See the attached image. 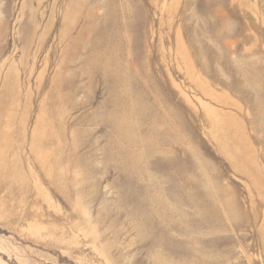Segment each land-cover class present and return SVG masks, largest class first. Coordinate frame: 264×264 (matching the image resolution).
Returning a JSON list of instances; mask_svg holds the SVG:
<instances>
[{
  "label": "rangeland",
  "instance_id": "1",
  "mask_svg": "<svg viewBox=\"0 0 264 264\" xmlns=\"http://www.w3.org/2000/svg\"><path fill=\"white\" fill-rule=\"evenodd\" d=\"M0 264H264V0H0Z\"/></svg>",
  "mask_w": 264,
  "mask_h": 264
}]
</instances>
